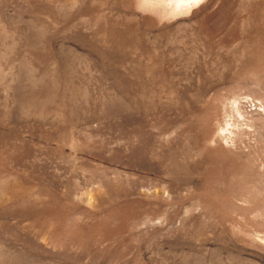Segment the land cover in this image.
I'll list each match as a JSON object with an SVG mask.
<instances>
[{
  "label": "rangeland",
  "instance_id": "obj_1",
  "mask_svg": "<svg viewBox=\"0 0 264 264\" xmlns=\"http://www.w3.org/2000/svg\"><path fill=\"white\" fill-rule=\"evenodd\" d=\"M0 264H264V0H0Z\"/></svg>",
  "mask_w": 264,
  "mask_h": 264
}]
</instances>
